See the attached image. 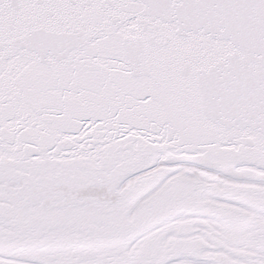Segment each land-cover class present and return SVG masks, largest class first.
I'll use <instances>...</instances> for the list:
<instances>
[{"label": "snow or ice", "instance_id": "snow-or-ice-1", "mask_svg": "<svg viewBox=\"0 0 264 264\" xmlns=\"http://www.w3.org/2000/svg\"><path fill=\"white\" fill-rule=\"evenodd\" d=\"M0 264H264V0H0Z\"/></svg>", "mask_w": 264, "mask_h": 264}]
</instances>
